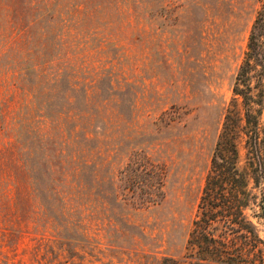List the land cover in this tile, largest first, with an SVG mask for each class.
Segmentation results:
<instances>
[{
  "label": "rangeland",
  "instance_id": "obj_1",
  "mask_svg": "<svg viewBox=\"0 0 264 264\" xmlns=\"http://www.w3.org/2000/svg\"><path fill=\"white\" fill-rule=\"evenodd\" d=\"M261 2L0 0V264L182 258Z\"/></svg>",
  "mask_w": 264,
  "mask_h": 264
},
{
  "label": "trees",
  "instance_id": "obj_2",
  "mask_svg": "<svg viewBox=\"0 0 264 264\" xmlns=\"http://www.w3.org/2000/svg\"><path fill=\"white\" fill-rule=\"evenodd\" d=\"M263 36L264 0L234 77L232 100L225 109L204 176L185 252L182 258L164 257L160 264L263 262L264 241L252 220L255 217L264 224ZM240 141L245 149L246 171L238 166ZM140 173L131 175L145 182L146 202L161 197L162 169L145 167L143 175L147 177L143 179ZM150 191H154V195ZM247 209H253V215H249Z\"/></svg>",
  "mask_w": 264,
  "mask_h": 264
}]
</instances>
